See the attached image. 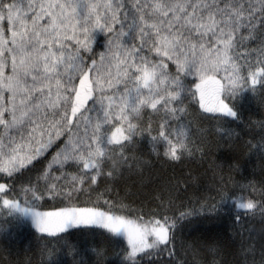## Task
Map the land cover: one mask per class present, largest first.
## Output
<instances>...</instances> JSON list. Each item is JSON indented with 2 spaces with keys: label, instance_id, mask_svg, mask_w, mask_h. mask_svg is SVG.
<instances>
[{
  "label": "snow or ice",
  "instance_id": "6c2138e0",
  "mask_svg": "<svg viewBox=\"0 0 264 264\" xmlns=\"http://www.w3.org/2000/svg\"><path fill=\"white\" fill-rule=\"evenodd\" d=\"M245 97L264 107V0H0V231L26 218L70 250L69 230L98 233L119 264H264L245 228L264 168L208 160L235 148ZM185 161L208 166L166 174ZM225 215L239 241L185 232Z\"/></svg>",
  "mask_w": 264,
  "mask_h": 264
},
{
  "label": "trees",
  "instance_id": "16d2710c",
  "mask_svg": "<svg viewBox=\"0 0 264 264\" xmlns=\"http://www.w3.org/2000/svg\"><path fill=\"white\" fill-rule=\"evenodd\" d=\"M103 41L104 36L100 34L94 45L97 51L103 50ZM239 109L242 118L247 123L238 124L239 128L236 125H231L239 133L238 138L235 140V148L228 149L225 147L217 150L213 147L208 160H216L217 163H223L225 166L229 162L238 161L240 167L233 172L235 177L258 178L261 169L264 168V160L260 158L255 150L251 153L248 151V142L251 141L253 144L259 143L261 133L257 122L264 120V107L245 97L239 102ZM204 127L206 133L209 134V139L214 140L218 135L216 128L219 125L212 122L211 124H205ZM145 147L147 148V145ZM207 166V162L201 167L197 162L185 161L184 164L177 165L175 169L168 168L166 174L172 175L173 172L179 174L181 171L187 174L189 169L203 172ZM157 167L159 168L160 165H157ZM212 194L205 193L206 196ZM50 207L51 202L40 210L47 211L50 210ZM3 220L4 217L0 216V223H3ZM247 227H251L253 234L257 236L255 258L258 260L260 256L258 238L259 234L264 232V221H260L259 219L250 220L245 224V228ZM69 231L71 235L67 236V239L73 245V249L71 250L59 247L54 241H51V238L41 240V234L35 231L30 221L26 218L19 223H11L8 225L6 231H0V264H74V260L78 261L80 259H83L85 264H95L96 255L92 249L98 246L106 249L105 264H119V257L116 255L119 249L104 244L103 237L98 233L93 235L75 229ZM240 231L241 229L235 226L226 215L213 220L194 221L185 228L186 233H203L209 237L219 235L226 238L232 236L237 241L240 240V236L236 233ZM244 235L247 236V232ZM247 242L252 243V241ZM58 248L59 250H57ZM249 259H252V257L250 256Z\"/></svg>",
  "mask_w": 264,
  "mask_h": 264
},
{
  "label": "rangeland",
  "instance_id": "374dc122",
  "mask_svg": "<svg viewBox=\"0 0 264 264\" xmlns=\"http://www.w3.org/2000/svg\"><path fill=\"white\" fill-rule=\"evenodd\" d=\"M99 35H100V34H97V35H96V40H97V38H98Z\"/></svg>",
  "mask_w": 264,
  "mask_h": 264
}]
</instances>
